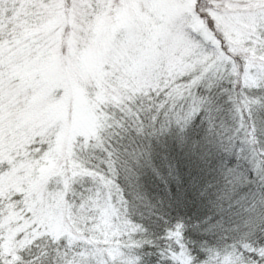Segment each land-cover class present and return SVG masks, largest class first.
<instances>
[{
	"label": "snow or ice",
	"instance_id": "obj_1",
	"mask_svg": "<svg viewBox=\"0 0 264 264\" xmlns=\"http://www.w3.org/2000/svg\"><path fill=\"white\" fill-rule=\"evenodd\" d=\"M238 155L264 0H0V264H264V220L222 234Z\"/></svg>",
	"mask_w": 264,
	"mask_h": 264
},
{
	"label": "trees",
	"instance_id": "obj_2",
	"mask_svg": "<svg viewBox=\"0 0 264 264\" xmlns=\"http://www.w3.org/2000/svg\"><path fill=\"white\" fill-rule=\"evenodd\" d=\"M233 146L237 141L232 138ZM239 152V149H237ZM237 160V183L242 191V195L235 205V211L226 218L222 229L225 238L229 235H240L247 232L249 223H255L257 229L264 220V176L260 175L258 166L250 167L251 158L238 155Z\"/></svg>",
	"mask_w": 264,
	"mask_h": 264
},
{
	"label": "rangeland",
	"instance_id": "obj_3",
	"mask_svg": "<svg viewBox=\"0 0 264 264\" xmlns=\"http://www.w3.org/2000/svg\"><path fill=\"white\" fill-rule=\"evenodd\" d=\"M235 147V146H234Z\"/></svg>",
	"mask_w": 264,
	"mask_h": 264
}]
</instances>
